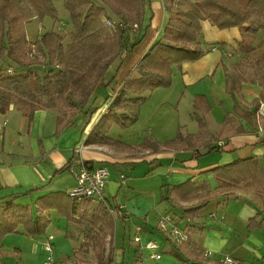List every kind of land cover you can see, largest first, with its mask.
I'll return each mask as SVG.
<instances>
[{
	"label": "trees",
	"instance_id": "1",
	"mask_svg": "<svg viewBox=\"0 0 264 264\" xmlns=\"http://www.w3.org/2000/svg\"><path fill=\"white\" fill-rule=\"evenodd\" d=\"M55 1L0 0V112L5 113L12 106L30 121L37 110L66 104L78 110L64 122L68 126L78 114H92L105 104L107 112L99 111L88 130L87 142L94 144L119 145L120 142L112 140L107 132L113 123L126 127L121 116L130 122L135 120V113L131 117L125 113L129 101L139 100L143 92L170 86L174 68L181 70L183 63L197 61L203 56L206 51L200 39L203 20H208L220 30L236 27L242 33L252 35L264 30V0H183L188 2L184 9L178 5L181 0H165L168 19L161 37L150 45L137 62L134 72L125 77L115 90L111 88L115 75H110V69L118 70L122 54L130 52L138 43L148 0H62L69 15V22L65 23L71 26L67 43L57 30L46 31L29 40L24 25L34 17L57 20ZM26 4L31 10L25 7ZM102 18L114 25L107 28ZM129 20L137 25L135 33L117 26L118 23L125 26ZM234 53L247 61L246 66L253 70L251 75L243 72L246 77L239 74L237 80L259 82L264 87V39L256 45L239 41ZM106 88H111L112 93L108 94ZM104 91L102 104L92 107L96 95ZM130 94L137 96L130 98ZM260 101H264V91L253 101L252 108L245 111L246 116L253 117L254 121ZM210 108L204 95L196 96L191 116L198 123L197 134L178 131L174 138L165 142L146 137L139 146L151 153L193 149L205 128V114ZM234 109L236 112L240 109L237 103ZM231 119L226 115L223 125ZM203 147L204 152L195 149L197 157L211 151H222L224 145L207 144ZM211 172L214 188L206 180L188 178L167 185L165 194L161 195V201L180 208V219L188 220L187 228L180 227L178 221L171 217L186 231L189 239V230L196 225L193 221L197 213L214 199L224 202L234 198L236 189H252L264 211V156L238 158L215 166ZM33 190L26 189L0 198V246L4 236L18 232L19 226L25 235H44L48 217L42 213L55 211L59 217L75 224L83 235L84 241L78 251H95V264L111 262L112 252L109 260L103 257V238L107 232L112 237L114 229V219L106 205L91 198L72 197L68 192L51 191L35 199L40 215L33 216L28 205L17 202L19 196L28 195ZM255 226L256 223L250 219L248 228L251 230ZM174 254L182 259L179 253ZM182 261L188 264L187 260ZM212 263L221 264L215 258Z\"/></svg>",
	"mask_w": 264,
	"mask_h": 264
},
{
	"label": "crops",
	"instance_id": "2",
	"mask_svg": "<svg viewBox=\"0 0 264 264\" xmlns=\"http://www.w3.org/2000/svg\"><path fill=\"white\" fill-rule=\"evenodd\" d=\"M164 4L165 0H148L146 3L138 43L130 52L122 54V62L118 70L114 67L110 69V75H115L114 79L117 81L115 90L119 88L125 77L134 72L137 62L147 52L150 45L161 37L168 19V11ZM178 5L184 9L188 7V2L181 0V4ZM200 39L204 43L203 49L206 50L203 56L197 61L183 63L181 70L174 68L172 77L177 71L183 77L182 84L186 88H189V85L196 86L205 83L206 87L227 92L231 96L233 100L231 107H227L222 100H216L217 104L222 105L224 109L216 116L220 124H216V131L211 133L217 136L214 142H202V138L209 132L205 118V128L196 139V147L193 149L151 153L148 149L139 146L140 140L132 144L120 143L119 145L126 151L121 156L115 154L112 144L87 142L89 127L98 112L108 110L105 104L92 114H78L75 121L68 126L59 120V114L55 109L37 110L29 121L18 110L10 106L7 112H0V198L14 192L35 189L28 195L19 196V199L25 197L34 199L33 205L28 206L32 209L33 216L40 215L34 204L35 199L51 191L68 192L76 184L73 170L77 168L79 160L88 161L91 165L108 167L109 177L104 193L109 205L115 209L112 214L109 213L114 219L111 241L112 260L116 264H134L141 254L143 264H157L162 260L163 251L172 254L179 253L184 260L188 261V264H205L206 262V264H213L214 258L219 259L223 256H230L240 264H264V211L261 210V203L252 189H236L235 197L224 202L214 199L218 201L211 209L215 207L216 210L219 208L223 210L224 206H229V202H234V212L222 215L224 220L230 218L228 222L207 224L205 222L209 218L213 219L215 215L210 213L202 221V214H200L202 209L194 218L193 223L196 225L191 226L189 230L190 239L180 245H176L169 237L168 231L171 223H166L164 227L159 225L161 217L167 215V209L172 207L168 202L161 201V195L165 194L163 189L166 190L167 185L177 184L191 178L194 181L206 180L211 182V186L213 182L212 187L214 188L215 181L211 169L215 166L247 156H264V141H262L264 140V122L257 123L253 117L249 118L245 113L246 110L249 111L252 108L253 101L260 97L264 87L259 82L236 81L234 78L238 79V75L234 77L232 71H229L230 67L232 68L233 56L231 54L236 50L237 43L242 41V32L236 27L220 30L208 20H203ZM206 42L212 44L206 45ZM239 69L238 73L244 71V66H240ZM249 83L257 88L252 91V96L245 98L240 92L243 85ZM106 92L111 94L112 90L106 88ZM104 93L105 91L96 95L92 103L94 106L102 104ZM208 93L207 90H195L191 95L193 97L192 108L196 96L204 95L211 106L207 114L211 112L212 115V102ZM234 93H237V97ZM236 103L240 108L237 112L234 109ZM226 115L232 119L223 125ZM178 131L182 132L180 129ZM198 131L199 126L195 132L182 133L197 134ZM223 133H228V135L219 137ZM82 143L84 147L79 153L75 148ZM218 143L224 145L222 151H211L196 156L195 149L204 152V145L217 146ZM162 175L164 178L161 179ZM168 178L170 182H166ZM145 180H151L155 188L151 189L153 187L146 186L148 184H144ZM147 194L155 195L151 204L143 197ZM172 208H177L178 212L171 217L178 221L180 227L186 226L187 228L188 220L179 218L182 215L180 208L177 205ZM42 214L45 218L48 217V227L51 221L50 212ZM136 216L143 218L138 220ZM58 218L64 220L66 225L75 227V232L65 231V236L68 239L74 238L75 243H70L68 239L64 243L52 241V264H82L84 262L82 252L78 251L83 242L82 234L75 224L67 222L62 217L58 216ZM250 219L257 225L251 230L248 228ZM136 227L140 228L139 232ZM156 227L165 232L166 239L172 243L166 249L158 250L161 253L158 260L152 259L147 249L139 251V247L133 241L135 234L139 235L142 244L151 240L150 238L155 235ZM221 227H224L222 228L224 231H221ZM149 228L153 232H149ZM25 244L32 247L33 254L37 253L39 243H36L37 245ZM40 244L42 246V243ZM205 248L212 251L210 252L211 257L202 255L201 251L206 250ZM15 257L23 260L25 258L23 250L17 249Z\"/></svg>",
	"mask_w": 264,
	"mask_h": 264
},
{
	"label": "rangeland",
	"instance_id": "3",
	"mask_svg": "<svg viewBox=\"0 0 264 264\" xmlns=\"http://www.w3.org/2000/svg\"><path fill=\"white\" fill-rule=\"evenodd\" d=\"M22 0H19L21 2ZM54 6L57 10V20L53 21L50 17H44L42 20H38L37 17L31 18L26 22L25 30L27 37L29 40H32L36 36H39L40 34L50 31V30H57L61 35L64 36V39L67 43L68 34L70 32L71 26L69 24H66L65 22H69V15L67 11L64 8L63 1L62 0H56L54 2ZM29 9V5L26 4V6ZM31 10V9H29ZM106 18H102V21L107 28H110L108 24L106 23ZM63 23V24H61ZM133 22L128 21L125 23V28L127 30H130V33H135L136 27H133ZM60 27V28H58ZM58 28V29H57ZM227 32H225L226 34ZM224 35V34H221ZM261 39H264V30H261L257 32L256 34H248V33H242V40H245L246 42H249L253 45H256L261 41ZM212 43L206 42V45H210ZM232 61L229 71H232V75L234 77H237V75H242L243 72H245L247 75H251L253 73V70L246 66V62L244 59H241L238 57V55L234 56V53L231 54ZM223 60H225V57H223ZM240 66H244V71H240ZM234 67V68H233ZM237 67V68H236ZM238 70V71H237ZM254 75V74H253ZM257 75V74H256ZM232 78V76H230ZM246 77V75H245ZM257 77V76H256ZM183 77L175 71L170 86L165 88H156L153 91L150 92H143L141 94L142 98L139 100H130L128 109H126V114L128 116H132L134 113L136 114L135 120L130 122L128 118L125 116H121L124 120V123L126 124V127H122L121 125L117 123H113L108 132L107 135L114 141H118L120 143H137L140 140L148 137L155 139L159 142L165 141L168 139H171L175 136L178 129H180L182 132H195L198 130L197 122L192 118V99L191 96L195 90H202V91H208L209 99H211L212 102V108L213 112L211 115V112L205 116L207 120V134L202 138V142L212 141L216 139L214 135H212V132L216 131V124H220V120L216 119V116L220 112H223L224 107L222 105L217 104V99L222 100L223 103L227 107H231L233 100L231 96L224 91L220 90H213L212 88L206 87L205 83H201L198 85H189V88H186L183 86ZM234 80L237 81V79L234 78ZM116 83H112L111 88H116ZM233 85V84H232ZM110 88V89H111ZM257 86H254L253 84H245L243 85V88L240 93L243 94L245 98L252 96V91L256 89ZM231 90V89H229ZM137 95L130 94V98H134ZM234 96L237 97V93H234ZM238 98L240 96L238 95ZM94 104H92V107ZM55 109L59 117L61 118V121L66 122L70 118H72V114L78 113L77 108L75 107H68L66 104L60 105ZM15 113V112H13ZM211 115V116H209ZM7 121V120H6ZM228 133H223L219 137H225ZM205 138V139H204ZM204 139V140H203ZM115 154L123 155L126 153V151L123 150L122 146L120 145H114ZM142 152V151H140ZM108 168V167H107ZM159 177V176H158ZM161 179L164 178L162 175L160 177ZM172 180V179H171ZM213 180V179H212ZM151 180H145L144 184H148L146 186L153 187L151 189H154L155 185L150 182ZM166 182H170V179H166ZM156 184V183H155ZM211 184V182H210ZM214 183L212 182V186ZM165 192V190L163 189ZM156 194V193H155ZM155 196V195H154ZM154 196L147 194L146 196L143 195L144 199L146 198L148 202L151 204L153 202ZM158 200H159V194L157 193ZM244 199V197H242ZM34 200V199H33ZM33 200L29 197L18 199L17 202L24 205H33ZM218 200L210 201L207 204V207L204 208L200 214H202L201 218L202 221L205 220V217L208 216V214H214V218L207 220L205 223L211 224L215 222H222L227 220L222 219V215H227V213L234 212L235 206L234 202H229V206H224L223 210L221 208L215 209L212 206H214L217 203ZM220 202V200L218 201ZM248 202V201H247ZM249 203V202H248ZM255 205V204H250ZM222 207V206H221ZM211 210V211H210ZM216 210V212H215ZM167 214L170 216H173V214L178 212L177 208L169 207L167 209ZM51 221L48 225L47 229L45 230L44 235H34L29 236L25 235L21 231V227H18V232H10L7 233L1 243L0 246V264H45L47 260V253L43 249V243L44 239L47 235L53 236V242L57 241L60 243H64L68 238L65 236V231L75 232V227L73 225H66L64 220H59L57 214L52 211L50 212ZM139 218L138 220H141V216H136ZM155 219V217H153ZM57 221V222H56ZM209 222V223H208ZM157 224V223H156ZM68 227V228H67ZM221 227V231H224ZM149 232H153L152 229H148ZM105 233V232H104ZM165 232L160 231L157 227L155 228V235H153L150 239L154 240L158 244V250L162 251L164 248L166 249L169 247L172 243H170L166 237ZM223 234V233H221ZM81 235V234H80ZM72 239V240H71ZM43 241V242H42ZM68 241L70 243H75L74 238H69ZM82 241H84L83 235H82ZM147 241V240H146ZM78 242V241H77ZM167 242V243H165ZM22 243V245H21ZM24 243V245H23ZM25 243H33L37 245L36 243H39V248L37 249V253L33 254L32 247H29V245ZM42 243V246H40ZM83 243V242H82ZM104 243V251H103V257L105 260H109V254L112 252V241L110 237V232L105 233V237L103 238ZM78 245V244H77ZM17 249L23 250L25 258L21 260V258H16L15 254L17 253ZM206 249V248H205ZM206 251L212 252L210 249H206ZM30 252V255H29ZM151 253V252H150ZM163 257L161 261H158L157 264H185L182 259L175 257L174 254L169 252H162ZM4 254V255H3ZM95 251L90 252H84L82 250V260L84 261L82 264H95L97 262V257L95 255ZM130 256V254H129ZM112 257V256H111ZM131 257L133 259V255L131 254ZM54 259V258H53ZM112 259V258H111ZM129 259V257H128ZM131 259V260H132ZM133 261V260H132ZM131 262V261H130ZM207 263V262H206ZM205 263V264H206Z\"/></svg>",
	"mask_w": 264,
	"mask_h": 264
},
{
	"label": "built area",
	"instance_id": "4",
	"mask_svg": "<svg viewBox=\"0 0 264 264\" xmlns=\"http://www.w3.org/2000/svg\"><path fill=\"white\" fill-rule=\"evenodd\" d=\"M108 26L112 27L114 24L110 20H106ZM118 27H124V24L118 23ZM136 27V24L133 25ZM214 49V48H212ZM255 118L257 123L264 122V101H260L258 107L255 112ZM219 144V143H218ZM84 147V144H80L75 148L77 152L80 153L81 149ZM73 175L76 180L75 186L68 191V194L72 197H85L91 198L98 203H103L107 206L108 211L112 214L115 209L113 206L109 205L106 197H105V185L106 181L109 177L108 169L102 165H91L89 163H85L83 160H79L77 168L73 170ZM213 217V215H211ZM166 223H171V227L168 231L169 237H171L172 241L176 245H180L189 240L188 234L185 230L181 229L178 225L174 223L170 215H165L161 217L159 220V225L164 227ZM136 230L139 232L140 228L136 227ZM53 236L47 235L45 237L43 243V249L47 253V260L45 264H52V255H53V245H52ZM133 241L139 247V251H143L145 249L149 250L150 257L152 259L158 260L161 257V253L158 251V244L153 240H148L146 243H140V237L138 234H135L133 237ZM202 255L204 257H211V253L209 251H202ZM143 256L141 254L140 257L136 259L134 264H143L142 263ZM221 264H238L239 262L230 257L223 256L218 259ZM109 264H116L113 260L109 262Z\"/></svg>",
	"mask_w": 264,
	"mask_h": 264
}]
</instances>
